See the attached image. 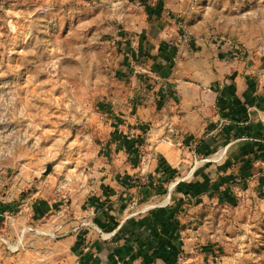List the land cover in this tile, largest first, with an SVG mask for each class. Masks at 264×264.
Masks as SVG:
<instances>
[{"label": "rangeland", "instance_id": "obj_1", "mask_svg": "<svg viewBox=\"0 0 264 264\" xmlns=\"http://www.w3.org/2000/svg\"><path fill=\"white\" fill-rule=\"evenodd\" d=\"M162 37L263 47L264 0H0V264L67 256L46 220L96 205L92 188L118 157L114 120L142 99L161 105L170 72L146 42ZM241 185L191 208L177 251L156 264H264V190Z\"/></svg>", "mask_w": 264, "mask_h": 264}, {"label": "crops", "instance_id": "obj_2", "mask_svg": "<svg viewBox=\"0 0 264 264\" xmlns=\"http://www.w3.org/2000/svg\"><path fill=\"white\" fill-rule=\"evenodd\" d=\"M163 40L146 42L154 68L170 72L166 95L157 93L161 105L142 99L114 120L112 152L119 158L92 188L96 205L62 208L60 218L46 220H57L60 244L69 247L57 264H156L177 251L175 238L199 202L217 192L230 200L240 183L246 194H263L264 46ZM139 138L143 144L131 149Z\"/></svg>", "mask_w": 264, "mask_h": 264}, {"label": "trees", "instance_id": "obj_3", "mask_svg": "<svg viewBox=\"0 0 264 264\" xmlns=\"http://www.w3.org/2000/svg\"><path fill=\"white\" fill-rule=\"evenodd\" d=\"M139 144H140V146L143 144V140H141L140 138H139V141H136L135 143L132 142L131 149H135V147L138 146ZM221 195H222L221 192H217V193L214 194V196L219 198V199H220ZM224 198H226V197H224ZM116 227H117V224L114 225V228H116Z\"/></svg>", "mask_w": 264, "mask_h": 264}, {"label": "water", "instance_id": "obj_4", "mask_svg": "<svg viewBox=\"0 0 264 264\" xmlns=\"http://www.w3.org/2000/svg\"><path fill=\"white\" fill-rule=\"evenodd\" d=\"M54 168V164L48 165L45 175H49Z\"/></svg>", "mask_w": 264, "mask_h": 264}, {"label": "built area", "instance_id": "obj_5", "mask_svg": "<svg viewBox=\"0 0 264 264\" xmlns=\"http://www.w3.org/2000/svg\"><path fill=\"white\" fill-rule=\"evenodd\" d=\"M198 40H199V41H205L206 39H205V40H204V39H198ZM164 95H166V94H164Z\"/></svg>", "mask_w": 264, "mask_h": 264}]
</instances>
